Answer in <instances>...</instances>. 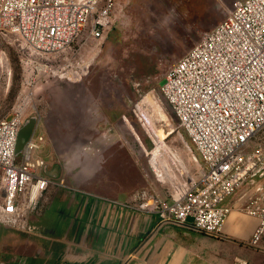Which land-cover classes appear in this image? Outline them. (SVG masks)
Instances as JSON below:
<instances>
[{
  "label": "rangeland",
  "instance_id": "1",
  "mask_svg": "<svg viewBox=\"0 0 264 264\" xmlns=\"http://www.w3.org/2000/svg\"><path fill=\"white\" fill-rule=\"evenodd\" d=\"M235 1L117 0L101 37L90 34L89 22L67 50L48 55L23 50L17 34L0 30L2 110L25 106L26 118L40 115L61 128L57 141L72 184L93 185L98 170L110 176L108 187L124 184L132 193L147 190L171 200L202 177L204 163L160 85ZM39 63L49 69L39 71ZM14 96L16 107L9 103ZM261 145L264 128L248 149ZM27 229V222L19 228L0 225V236ZM196 233L200 249L217 264H264V247Z\"/></svg>",
  "mask_w": 264,
  "mask_h": 264
},
{
  "label": "built area",
  "instance_id": "2",
  "mask_svg": "<svg viewBox=\"0 0 264 264\" xmlns=\"http://www.w3.org/2000/svg\"><path fill=\"white\" fill-rule=\"evenodd\" d=\"M116 3L0 0V30L17 34L21 48L31 54L60 53L89 22L90 34L101 37L112 24ZM160 91L204 171L171 200L141 190L138 208L158 214L161 223L182 224L192 217L197 230L221 237L231 213L225 200L247 184L241 209L259 219L247 244L264 247V146L248 149L264 128V0H236L226 18L169 68ZM25 111L22 106L0 120V223L18 228L52 184L66 185L46 174L43 134L35 130L17 153Z\"/></svg>",
  "mask_w": 264,
  "mask_h": 264
},
{
  "label": "crops",
  "instance_id": "3",
  "mask_svg": "<svg viewBox=\"0 0 264 264\" xmlns=\"http://www.w3.org/2000/svg\"><path fill=\"white\" fill-rule=\"evenodd\" d=\"M43 65L35 66L43 71ZM2 90L0 67V120L11 117L16 110H2ZM9 103L16 107L17 96ZM3 113L6 115L2 116ZM37 118L35 130L45 136L40 154L47 161L46 174L57 182L63 179L66 185L52 184L38 207L26 213V233L13 231L0 236V264H194L197 260L207 264L211 261L197 244L199 230L192 221L161 223L158 214L138 208L141 190L132 193L124 184L116 189L108 187L110 176L98 170L93 185L85 184L86 188L68 181L62 164L65 157L57 141L61 128L50 127L40 115ZM51 130H56L57 135L50 134ZM249 191L245 184L225 200L231 213L223 237L247 243L257 227L258 217L241 209L240 198Z\"/></svg>",
  "mask_w": 264,
  "mask_h": 264
},
{
  "label": "water",
  "instance_id": "4",
  "mask_svg": "<svg viewBox=\"0 0 264 264\" xmlns=\"http://www.w3.org/2000/svg\"><path fill=\"white\" fill-rule=\"evenodd\" d=\"M37 116H31L27 118L19 132L18 142L16 146L17 153H21L26 142L29 140L31 135L34 133L36 124H37ZM190 221H193V218H189Z\"/></svg>",
  "mask_w": 264,
  "mask_h": 264
}]
</instances>
